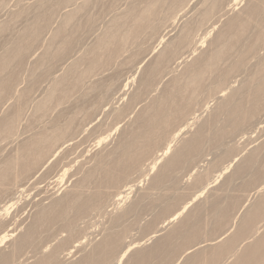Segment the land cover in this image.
Wrapping results in <instances>:
<instances>
[{
    "label": "bare ground",
    "instance_id": "1",
    "mask_svg": "<svg viewBox=\"0 0 264 264\" xmlns=\"http://www.w3.org/2000/svg\"><path fill=\"white\" fill-rule=\"evenodd\" d=\"M72 1L74 0H63L66 4L65 8ZM113 1L115 0H90L74 9L68 6L69 8L63 11L61 26L51 41L53 46L56 44L57 49L50 50L52 48L50 45L48 53L43 54L37 60L36 64L39 63L36 70L39 71H33L35 77L28 86L30 89L27 87V90L25 88V90L14 91L20 68H22L30 50L38 43L40 35L50 23L61 0H56L53 4L51 0V5L44 0L43 2L47 3L44 5L49 6L41 7L42 11L44 9L43 12L37 8L39 12L35 11L37 14H33L35 16L28 23L25 32L18 35L13 44L0 56V142L10 145L19 139L14 153L4 159L0 158V221L13 206L20 203V212L25 206H30L33 210V212L31 210L32 218L30 217L32 222L27 225L28 227L23 233H19L20 235L17 233L15 236L14 234L21 230L18 229V226L22 223L13 225V227H10L11 224L9 227L6 225L1 230L0 244L8 242L9 238L14 240L9 246L10 253H3L5 255L1 253L0 264H5L9 260L8 257H14L28 245L39 243L43 238L44 240L48 238V244L54 243V245L47 253H41L43 256L41 255L42 257L37 259V264H121L128 255L130 257L125 264H149L159 256L171 259L184 245L189 246L183 251V256L188 257L190 252H195L196 246L200 244V241L199 243L195 242L201 237L204 228L201 213L195 216L188 213L179 224H175L171 230L172 226L169 227L168 233L157 238L154 244L148 248L138 249L140 242L125 243L124 234L126 231L121 226L126 220V216L136 212L137 205L135 202L121 208L123 205L120 207L119 204L122 202L124 204L133 187H137L142 181L139 182L134 177L147 176L148 173L157 169L156 166L166 158L151 179L153 187H160L161 183L165 182L178 167L190 166L201 155L205 146L215 147L222 144L224 146L229 135L230 138L235 135V132L240 134L241 130L254 129L264 123V57L257 56V52L264 48V0H243L241 9L229 17L225 27L211 43L209 42V50L190 61H187L191 57L190 55L196 50L200 51V47H203L205 38L210 32L208 29H214L218 17L223 12L226 14L233 11V8L242 0L200 1V9L192 16H182L179 20L180 24L179 22L175 23V20L167 21L159 43H164V38L167 36L170 38L154 56L152 55L155 51L150 49L143 52L140 46L138 51L136 49L135 53L128 56L122 55V50L126 45L127 38L129 40L136 39L141 29L153 32L154 28L158 27L153 24L154 20L150 21V19L156 15L157 9L160 7L159 3L166 4L170 13H175L183 4H188L192 0H140L139 4L129 3L127 11L120 13L110 22L112 24L111 26L109 24L108 31L106 30L103 36L96 41L87 55L85 54L84 58L75 59L71 55L76 48L75 35L81 28L82 20L85 18L83 16H87V8L90 9L91 6L99 4L106 5L107 3L108 5ZM119 1L128 2V0ZM38 5L40 7V4ZM22 14L25 15L22 12H15L12 18L18 19ZM208 23L210 24L201 37L195 39L196 33L194 35V32L197 27ZM178 25L180 29L174 34L173 31H176ZM9 28V23L0 25V36L2 37V34ZM172 32L174 35L171 37L169 35ZM193 35L194 40L192 39ZM103 47L106 51L101 55L98 49ZM249 57L257 59L253 65L250 64L255 68V72L252 67L248 66L251 70L248 69L246 72L252 71L253 73L247 74L237 88L233 87L230 82H225L229 81L230 75L235 74V71L239 73L240 70L245 69L249 63ZM146 58H151V60L143 68L137 91L121 110L118 111L111 107L110 111L115 117H121L140 104L141 99L148 94L149 96L151 94L152 97L136 114L129 126L121 132L114 147L108 152L106 149L97 152L90 159L87 168H77L70 174L69 171L73 168L72 164H76V162L73 158L65 160L71 151L68 148L69 143L74 141L76 136L79 138L78 136L81 134L79 128L83 127V124L91 123V120H94V117L102 111V108L108 105L107 101L111 93L119 92L120 97L126 95L129 87L133 84L136 65ZM227 61H230V64L222 66ZM171 63L172 65H170ZM82 64L86 67L80 72L78 68ZM181 64L184 65L181 73L174 75L177 68L173 71V65L177 67ZM41 68H43L42 71ZM90 76L97 77L88 85L85 94L75 97L76 89L83 82L90 80ZM168 76L169 80L164 84L160 93L152 95L153 92H156L157 83H161ZM38 82L51 84L53 99L61 108L48 125H44L31 135L22 133L13 141L12 137L16 135V124H20L26 108L34 100L33 91ZM38 90L40 89L37 87ZM205 95L214 98L217 105L209 118L198 124L196 121L199 116L194 112L199 98ZM52 100L36 104L35 122L45 115ZM68 103L70 105L66 107ZM204 108L200 107L197 111L203 112ZM2 109H5V112H2ZM219 123H222L223 126H218ZM194 124H197L196 129L189 138L180 137ZM103 140L97 141L98 146ZM174 142H178V146L172 149ZM228 152L230 151L228 150ZM227 154L228 157L229 154ZM222 157L224 159V156ZM235 159L237 158L233 157L230 161L235 162ZM258 159L262 165L253 171ZM231 164L233 163L222 168L218 176L207 183L204 181L206 180L204 176L197 177L195 183H202V188L178 211L165 219L162 225H167V223L170 225L169 223L186 212L188 207L201 198ZM195 168L191 169L190 174ZM242 174H250L249 179L243 183L245 189L255 186L254 194L256 192L258 194V191L262 192L264 181L258 183L264 180V143L239 163L233 175ZM59 191L62 193L57 195ZM262 196L246 210L247 212L245 211L232 241L251 232L257 221L262 220L264 216V197ZM34 197H39L37 202L33 199ZM45 200L46 202L49 200L50 203H44ZM180 201V196L175 198L162 211V214L171 213L170 211L179 206ZM109 203L110 207H113V211L120 207V212H113L110 209L108 212L111 213L105 212L108 217L106 215L103 217L102 215L105 214L103 212L105 208L109 207ZM218 206V201L215 200L212 203V208L217 216L216 225L220 227L223 220L227 218L229 209L219 210ZM94 215L108 219L106 226L100 223L102 228L98 222L99 229L101 228V236H99L101 238L98 241L94 240L96 237H90L96 231L89 235V233L86 234L88 229H85L86 233H84L82 228L85 226L81 227L85 219L93 218ZM83 220L84 222H82ZM3 221L4 219L2 223ZM227 230L229 231V229ZM64 233L65 235H63ZM263 236L256 239L254 243L251 242L246 248L244 247L241 251L243 253H240L241 256L238 255L240 257L236 258L237 262L234 261L233 264L263 262ZM174 238L178 239V244L173 245ZM214 241H211L210 245ZM199 247L200 250L203 249H201L203 246ZM233 247L229 249L224 241L221 244L218 242L215 246L212 245L209 258L203 252L202 255L198 248V252L196 251L194 254L192 252V256L184 257L187 259L186 261L184 259L183 264H209L208 261H212L211 263L216 261V264L218 260L223 259L224 255L232 251ZM39 250L41 251V249ZM183 256L181 255V257ZM153 262L151 263L153 264Z\"/></svg>",
    "mask_w": 264,
    "mask_h": 264
},
{
    "label": "rangeland",
    "instance_id": "2",
    "mask_svg": "<svg viewBox=\"0 0 264 264\" xmlns=\"http://www.w3.org/2000/svg\"><path fill=\"white\" fill-rule=\"evenodd\" d=\"M40 1L43 2L44 0H0V25L9 23V27H10L9 30H7L4 34H2V37L0 36V56L3 55V53H5V51L13 44L14 39L18 35H21L23 34V32H25L28 23L31 22L33 16H35L33 14H37L39 11H42L41 7L45 8L46 6L51 5V0H46L48 1L49 5H44L47 3L45 2L40 3ZM55 1L56 0H52V4ZM88 1L90 0H87V1L86 0L85 1L84 0H74L71 3H69L68 6H71V8L74 9V8H77L79 5L82 6L83 3H88ZM118 1L115 0L113 1V3H109L111 6L109 4L107 5L106 3V5L105 4L104 5L99 4L96 6L93 5L91 6L92 8L90 9L87 8L88 11L85 9L87 11V16H83L85 18L82 20L83 23L81 25V28L75 35L74 43L76 44L75 45L76 48L73 51V53H71V55H73L75 59H79L82 57L84 58L85 54L87 55L88 51L93 47L96 41L100 39L101 36H103L106 30L108 31V29L110 28L109 24L110 26L112 24L110 22H112V20L115 19L120 13L127 11L129 7V3L130 4L132 3V5L140 3V0H130V1L128 0V2H126L127 4L125 3V1H121V2L119 1V3ZM200 1L203 2L207 0H192L188 4H185V5L183 4L182 7L178 8L175 11V13H170V11L167 9L166 4L163 5L162 3H159L160 7L157 9L156 15L150 19V21L154 20L155 22L153 21V24L158 27L156 29L154 28L153 32L151 30L141 29V31L137 34V38L134 40L132 39L129 40V38H127L125 42L126 45L122 50V55L128 56L131 53H135L136 49L138 51L139 46L141 47L140 49L143 50V52L146 50L152 49L153 51H155L153 52L152 56L156 55L162 49L163 44L166 41H168V39L170 38V37L168 38L167 36V38L166 37L164 38L165 40L164 43H161V44L159 43L160 38L163 35L165 26L167 24L166 22L169 20H175V23H178L182 16L194 15L195 12H197L198 9H200L199 8ZM240 2H239L240 4L238 3L233 8V11L231 10L230 12L226 14H224L223 12L224 16L223 14H221L218 17V20L215 23L214 29H211V30L208 29V31L210 32L205 38L206 41L202 45L203 47H200L201 48L199 49L200 51L196 50L193 54H191L190 55L191 57L189 56L190 58H188L187 61H190L192 58L194 57L196 58L197 55L199 56L201 54H204V52L206 53V51L209 50L210 48L209 42L211 43L214 40V38L218 35V33H220V31L225 27L226 21H228L229 17H231L232 15H234L236 12H238L241 9L243 5L242 2L244 1L242 0ZM38 4H40V7ZM65 6L66 4L63 2V0H61V3L58 4L56 12L54 13L52 12L53 15L50 20V23L47 25L45 30L40 35L38 43L30 50L29 54L26 56L22 68H20L21 70L19 71L20 73L17 79V84H16L17 87L15 86L14 91L15 90H25V88L27 90V87L29 86V84H31L34 81L35 73L33 71L36 70V66L39 63L38 62L36 64L37 60H39L40 57L43 56V54L45 55L48 53L50 45L52 47L50 48V50L55 51L54 49L56 48V44H54L53 46L52 45L53 43L51 44V41L55 37L58 28L61 26L60 24H61V21L63 20V11L69 8L68 6L65 8ZM37 8H39L38 9L39 11L37 10ZM15 12H22V13H25V15L22 14V16L18 17V19H13L12 17ZM11 22L12 24L10 25ZM209 24L210 23H208L207 25L205 24L204 26L200 25L199 27H197V29L194 32V35L196 33L195 39H198L201 37V35L204 33V31L206 30ZM177 27H176V31L175 30L173 31L174 34H176L178 29H180L179 25ZM62 28H63V24H62ZM173 32L169 36L171 35L173 36L174 35ZM194 35L192 36L193 40H194ZM105 51L106 50L104 49V47L98 49V52L101 55H103ZM257 56L264 57V48L260 49L257 52ZM150 60L151 58H146L136 65L137 69H136V72L133 74V77H134L133 84L129 87L125 96L120 97L119 92L111 93L107 101L108 105H105L102 108V111H100L94 117V120H91V123L86 122L87 123V124L85 123L86 125L83 124V127L79 128V131H80L79 133L81 134L78 136L79 138H77L76 136L74 141L69 143L68 148H70L71 151H69L70 155L67 157V159H65V160H69L73 158L76 162V164L75 163L72 164L73 168L70 169L71 170L69 171L70 174H72L77 168H80V167L87 168L90 164L89 163L90 159L97 152L103 151L105 149H106V152H108L112 147H114L120 137L121 132L129 126V124L134 120L136 114L142 109V107L145 105L148 99L152 97L151 94L150 96L148 94L147 96L141 99L142 101L140 102V104H137L136 106H134L132 110H130L127 114L125 113L126 115L124 114L121 117H115L110 111L111 107L119 111L125 106V104H127L130 97L137 91L138 82L141 78L143 68L146 64H148ZM248 61L249 63H247V66H245V69L240 70L242 72L239 71L238 73V71H235V74L232 73V75H230L231 77L229 76L230 77V79L228 78L229 81H225V82H228V83L230 82L233 87H236V88L239 87L241 80L247 74L253 73L252 71L251 72L249 71V73L246 71H248V69L251 70V68H249V67H252L250 66V64L253 65L257 61V59L253 57H249ZM229 64H230V61H227L226 63H223L222 66L225 67V65L228 66ZM170 65H172V63ZM174 66L175 65H173L172 67L173 71H175V68H177L175 73L173 72L174 75H176V74L181 73L184 65L181 64L177 67L176 66L174 67ZM85 67L86 66L82 64L78 68V71L81 72L82 70L85 69ZM43 68H41V71L43 70ZM252 68L254 71L255 68L254 67ZM36 71H39V70H36ZM31 72L33 75L31 74ZM90 77H91L90 80H87V82L85 83L83 82V84H81V86H79V88L76 89V91L74 92L76 93L75 97L85 94V92L87 91L88 85L91 82H93V80L97 76H94V77L90 76ZM168 80H169V76L165 77L162 80L163 82L162 81L161 83L158 82L155 87L156 92H153L152 95L159 94L161 89L164 87V84L167 83ZM27 82L29 83L27 84ZM37 87L40 90L37 91ZM28 88L30 89V87ZM52 90H53V87L51 86L50 83L48 82L39 83L38 82V84L36 85V88L33 91L34 100L26 108L24 116L19 122L20 124H16L17 125L16 130H15L16 135L12 137L13 141L17 138V136L21 135L22 133L26 135H31L34 132L39 131L41 127H43L44 125L45 126L48 125V123L54 119L57 111H59L61 107H59L58 103L57 104L55 103L56 101H54L53 99ZM227 91L229 90L227 89ZM227 91L225 90V93H227ZM47 100H52V102H50L45 115H43L41 119L38 118L36 120L37 122H35L34 115H36L35 114L36 107H37L36 104L41 103V102H46ZM69 105H70L69 103L66 104V107ZM216 105H217V101L214 100V98H212L211 96L205 95L203 97H200L198 101V105L196 106V111L200 107H203V108L205 107L204 108L205 110L203 112H199V111L194 112L197 116H199L197 118L196 123L200 124L204 122L205 120H207L209 116L211 115V112L213 111V109L216 107ZM52 110L53 112H51ZM3 111L5 112V109L4 110L2 109V112ZM196 126L197 124H194V126H192L188 130H186L184 133H182L180 137L189 138L191 133L195 131ZM218 126H223V125L222 123H219ZM249 129L250 128L246 129V131L245 129L241 130L242 133L240 132V134L238 132H235V135H233L234 134L233 133L232 134L233 136L230 138H229L230 136L229 135L228 139L227 140L225 139L227 142L224 143V146H222L223 144L215 146V147L210 146V145L205 146V148L201 152V155L198 158H196V160L192 164H190V166L188 165L186 167H178L174 172L170 174V176L167 178L165 182L161 183L160 187H153L151 185V179L155 175V173L158 171L159 167L163 164L166 158H164L158 164V166H156L157 169H154L152 172L148 173L147 176L146 175L142 177L135 176L134 178L138 179L139 182L141 180L142 181L138 184L137 187H133L132 191L129 193L128 197L124 201V204L123 202L119 204L120 207L123 205L121 208H123L124 206L126 207L127 205L135 203V202L137 205V209L135 210L136 212L134 211L135 213L133 212L134 213L133 215H131L132 214L131 213L129 216H126V220H124L125 222L123 221V224L121 226V228H124V230L126 231V233L124 234L125 243L140 242L139 244L141 246L137 244L140 246V247L139 246L137 247L138 249L148 248L152 246V244H154L157 238L162 237L163 235L167 234L169 231V227L172 226L170 228L171 230L173 226H175V224L176 225L177 223L179 224V222H181V219L184 218V216H186L188 213H190V215L192 216H195L201 213V216L203 217L202 222H203L204 228L202 230L201 237L198 238V241H196L195 243L197 242L199 243L200 241L199 246H203L201 247V249L202 248L204 250L206 249V251H204L203 249L200 250V247L198 245L196 246L197 247L196 251L199 248L198 251H200L201 254L203 252L205 256L207 254L208 256L207 258H209L211 255L209 251L210 252L212 251L210 250L212 249V245L215 246L216 244H218V242L221 244L222 241H224L228 245L229 249L234 246L232 251H230L232 253L229 252L226 255H224L222 257L223 259L221 258L222 260H218L216 264H233L234 261L236 263L237 262L236 258L241 256L240 253L241 251H243L244 247L246 248V246L251 244V242L254 243L256 239H260V237L262 238V236L264 235V226H263L264 216H263L262 220H258L257 223L253 226V229L251 232H247L244 235H242V237H240L238 240L232 241V237L236 234V232L239 229V225L242 222L241 218L242 216L244 217L243 214H245V211L249 209L250 207H252V204L254 205L261 195H263L262 197H264V190H263L264 188L261 190L262 192L258 191L259 192L258 194L257 192L256 194H254L256 191V189H254L255 186L247 188V189L243 187V183L249 179L250 174H242L239 176L233 175L239 163H241L247 155H249L255 149L259 148L264 143V123L260 124L254 129L253 128H251L250 130ZM101 139L103 141L100 142V145L98 146L97 141ZM18 141L19 139L15 140L10 145H6L5 142H0V158L4 159L8 155L14 153L18 145L17 144ZM173 145L174 147L172 149L178 146V142H174ZM228 150L230 152H228ZM227 153L229 154L228 157L226 156ZM61 155L62 153L60 154V156ZM222 156H224V159ZM233 157L237 158L235 159L236 160L235 162L230 161L231 159H233ZM230 163H233V164H231V166H229L226 169V172L223 175H221L218 179H216V182L214 183V185L213 186L211 185V187L204 193V195L201 198H198V200H196L193 204H191L190 207H188L186 212H184L179 218L175 219L173 222L169 223L170 225H168V223H167L168 226L166 224L162 225L165 219L171 216L174 212L178 211L179 208L184 205V203H186L197 191H199L202 188V183L201 184L195 183V180L197 177L204 176L206 178V180L204 181H206L207 183L209 180L215 179V177L218 176L219 171L222 168L227 167ZM260 165H262L260 163V159L256 160L253 171L257 170L260 167ZM193 167H196V168L190 174L191 169ZM262 181L264 180H261L258 184H260ZM58 193L57 195H60L62 192L59 191ZM179 196L181 197L179 206L176 204L178 207L173 209V211H170L171 213H167V215L162 214V211L169 205V203L175 200V198H178ZM37 198L39 197L33 198L35 199V202L38 201ZM215 200L218 201L219 210L229 209L227 218L224 219L225 221L223 220V224H221L222 227L221 225L220 227H217L216 225L217 216L214 213V210L212 208V203ZM45 202L46 200L44 201V203ZM48 202L49 200H47L46 204ZM20 204H18L17 206H13L8 211L7 215L6 214L4 215L3 223H2L3 219H1L0 233H1V230H3L4 226L6 227V225H8L7 227H9V225L11 224L10 227H13V225L22 223L20 226H18L19 227L18 229L19 230L21 229V230L19 231L17 229L19 232H16L14 234L15 236H17V235H20L19 233L21 232L23 233L26 230V227H28L27 225H30V223L32 222L31 215H33L31 214L32 209L30 206H25L24 209L21 210L20 212L19 211L21 208ZM110 206L111 205L109 203V207L105 208V211L103 212V214L105 212L110 211V209L113 211V207H110ZM118 209L114 210L113 212H116V211L120 212V209L119 211ZM108 213H111V212H108ZM105 215L108 217L106 213L102 216L104 217ZM99 216L97 215L96 217V215H94L93 218L89 217L85 219V222L86 221L87 222L85 223L83 220L82 222L84 223L81 225V227H83V225L86 227V228L85 227L82 228L84 233H86L85 229H88L86 230L87 231L86 234L89 233L90 235L91 232L93 233L96 231L95 234L93 233L95 236L93 234L92 236H90L91 238L96 237L94 238L95 241H98L100 240L99 238H101L99 237L101 236V233H100V230L102 228L101 224L105 226L108 224L107 218L102 219V216L100 217ZM26 218H29V219H26ZM98 218H100L101 220ZM98 222L99 224L101 223L100 229L98 226L99 225ZM216 227L219 229H217ZM227 229H229V231ZM225 231H228V232H225ZM155 232L156 234H154ZM152 234L154 235L152 236ZM63 235H65V233ZM15 236L14 238H16ZM219 237H220V241H219ZM214 238L216 239L215 241H217L216 243L213 240ZM13 240L14 239L9 238L8 242L6 241L0 244V256H1V253L2 255H5L3 253H7V254L8 252L10 253V251L8 250L10 249L9 246H10L11 241ZM48 240H49L48 238L47 240H44L43 238L41 239V242L39 241V243H35L32 246L28 245L20 253L17 254L18 256L15 254L14 257L12 256L13 259L11 257L10 258L8 257L9 260H7L5 264H37V259L41 258L43 256L42 254L47 253L51 249L52 245H54V243L48 244L49 243ZM211 241H214V243L212 242V244L210 245ZM172 242L174 243L173 245H175V244H178L179 241L177 238H174ZM47 244L51 246H48ZM205 245H207L208 247H206ZM186 247H189V246L188 245L181 246V248L174 254V256L171 259H166L163 256H159L153 259V261L155 260L157 262L155 261L154 262L151 261V262H153V264H171V263L172 264L173 263L183 264L184 259L186 261V259L189 256H192V252H193V251L190 252V255L188 257L186 255L183 256L184 254L183 251L186 249ZM44 248L46 249L44 250ZM39 249H41V251ZM195 252H193V254ZM262 253H264V250L262 251ZM181 255L183 257H181ZM185 256L187 258H184ZM129 257H130L129 255L126 256L121 264L127 263L129 260ZM151 262L149 264H152ZM208 262L209 264H215L216 261L214 263H211L212 261L211 262L208 261ZM257 264H264V259H263V262H259Z\"/></svg>",
    "mask_w": 264,
    "mask_h": 264
}]
</instances>
